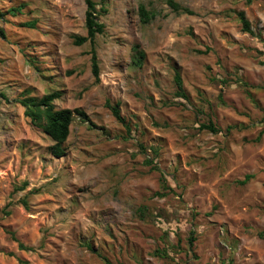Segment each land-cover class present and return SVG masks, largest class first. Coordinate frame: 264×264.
<instances>
[{"label":"rangeland","instance_id":"374dc122","mask_svg":"<svg viewBox=\"0 0 264 264\" xmlns=\"http://www.w3.org/2000/svg\"><path fill=\"white\" fill-rule=\"evenodd\" d=\"M95 1L99 81L85 0H0V264H264V0ZM56 90L62 157L20 103Z\"/></svg>","mask_w":264,"mask_h":264},{"label":"trees","instance_id":"16d2710c","mask_svg":"<svg viewBox=\"0 0 264 264\" xmlns=\"http://www.w3.org/2000/svg\"><path fill=\"white\" fill-rule=\"evenodd\" d=\"M85 3L87 6L85 13L87 34L75 35L73 42L76 45H82L86 42L91 43L92 72L93 75L95 76L96 81H99L100 66H99L98 56L94 48V44L97 35L102 34L105 31V24L99 20V15L101 14V11L104 12L106 10L104 7H102L99 10L97 8L98 4L95 0H85ZM168 3L178 13L180 12L192 13L190 9L180 6L174 0H169ZM24 6L25 4H21L17 7H11L6 11L0 9V37L3 38L6 37L5 29L2 26L1 21L5 20V16L7 14L16 15V13H21ZM139 13L141 14V18L143 22H148L151 19H153L155 16V14L150 10H148L143 4H141L139 7ZM239 18L242 22L243 30L254 35L251 22L246 17V14L244 12H239ZM24 25L35 27L36 23L31 21V22H25ZM135 51L137 53L135 55L136 56L135 62L140 65L142 64V61L145 57V53L141 50H138L137 46H135ZM174 80L177 86L178 96L187 99V94L184 89L183 78L178 69L175 70ZM60 96H61L60 92L56 90L48 94H45L42 97L26 96L20 100V103L25 107V115L30 117L31 121L35 125H39L44 130V132L48 136H50V138L53 140V144L50 146V151L56 157H62L66 154V147L64 146V144L68 140V137L71 132V125L75 120L76 115H78L83 120L85 119V121H88L89 119L87 113L80 108H75V109L56 108L54 101L58 99ZM0 97L4 99L7 98L4 92H0ZM111 108L114 117L119 122L124 124L125 127L128 128V130H130V126L126 118L121 114L120 103H117L114 106L111 105ZM200 129H208L213 133H217L221 131L220 128L216 126L212 121H209L208 123H202L200 125ZM228 129H230V127ZM147 163H151V160H147ZM153 167L154 169H159L158 166L154 165ZM251 177H252L251 175H247L244 180L240 181V183L241 184L246 183ZM26 184L27 182H24L21 186H18L16 190L24 189ZM22 201L24 203V206L28 208V201L26 199ZM11 236L14 240H17V237L14 232H11ZM193 241L194 238L193 236H191L190 244H192ZM19 247L26 250L33 249L22 242L19 243ZM88 247L94 251L93 247L90 244H88Z\"/></svg>","mask_w":264,"mask_h":264}]
</instances>
